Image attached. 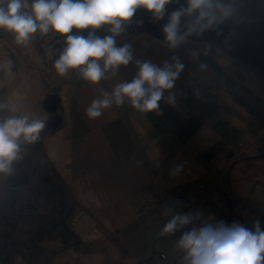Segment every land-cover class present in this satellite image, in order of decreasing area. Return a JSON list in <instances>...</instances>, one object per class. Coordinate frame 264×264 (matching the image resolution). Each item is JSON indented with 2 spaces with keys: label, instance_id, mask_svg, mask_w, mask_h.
Here are the masks:
<instances>
[{
  "label": "crops",
  "instance_id": "crops-1",
  "mask_svg": "<svg viewBox=\"0 0 264 264\" xmlns=\"http://www.w3.org/2000/svg\"><path fill=\"white\" fill-rule=\"evenodd\" d=\"M60 42L54 32H37L26 45H17L10 33L0 30V63L12 61L10 72L0 69V102L48 122L51 113L44 100L51 93L59 96L56 112L62 121L44 135V146L78 202L72 229L90 245L84 252L76 246L59 249L62 242L45 238L41 244L47 253L38 255L33 264H183L175 241L192 225L161 236L170 219L163 215L165 207L174 214H198L196 224L201 220L240 223L229 210L236 207L227 199L230 192H222L228 170L231 188L247 210L244 217L254 212L256 196L262 201L256 219L261 217L264 70L214 48L193 59L191 51L208 41L190 37L188 43L170 49L165 37L142 29L131 39L134 60L122 66L116 77L109 74L95 85L80 78L73 85L76 71L60 76L53 66ZM173 57L184 64L169 90L174 102H168L166 91L153 112L140 113L126 102L105 109L95 120L86 117L85 109L102 89L111 90L135 77L136 60L163 66ZM201 64L207 69L202 70ZM194 119L200 124L182 140L180 124ZM239 141L247 148L240 156ZM209 150L213 157L202 160ZM151 162L159 164L154 179L148 170ZM204 179L205 192L194 193L195 185ZM256 184L263 191L253 194V200L240 190ZM14 264L32 263L18 257Z\"/></svg>",
  "mask_w": 264,
  "mask_h": 264
},
{
  "label": "clouds",
  "instance_id": "clouds-1",
  "mask_svg": "<svg viewBox=\"0 0 264 264\" xmlns=\"http://www.w3.org/2000/svg\"><path fill=\"white\" fill-rule=\"evenodd\" d=\"M172 0H0V30L10 33L17 45H26L33 35L54 32L65 37V44L54 61L55 72L65 76L70 70L91 84H98L109 74L116 77L122 66L134 60L131 46H116V38L124 24L143 8L156 20L162 19L166 5ZM239 0H185V5L169 15L163 28L165 43L175 49L189 42L193 36L232 19L237 14ZM182 18H186L182 24ZM107 25L108 35L95 31ZM91 28L87 35L72 33L73 29ZM214 46L205 44L194 48L191 57L197 59L201 52L207 55ZM219 52V48H216ZM138 72L131 81L120 82L111 90L102 89L100 97L85 109L90 120L102 116L105 109L126 102L140 113L159 109V102L166 91L173 89L175 81L184 69L183 62L173 57V62L158 66L151 61H135ZM202 70L207 69L201 64ZM5 73L12 69V61L0 63ZM168 102L175 100L169 91ZM7 113V115H5ZM46 127V121L31 114H20L7 103L0 102V181H6L16 173V165L24 158L26 146L36 144ZM163 215L170 216L161 228L160 235H174L182 231L175 247L182 254L183 264H264V230L259 221L254 230L238 222L231 225L223 221L201 220L198 214L173 213L165 207Z\"/></svg>",
  "mask_w": 264,
  "mask_h": 264
},
{
  "label": "trees",
  "instance_id": "trees-1",
  "mask_svg": "<svg viewBox=\"0 0 264 264\" xmlns=\"http://www.w3.org/2000/svg\"><path fill=\"white\" fill-rule=\"evenodd\" d=\"M182 5H185V0H172L166 5L167 12L160 20L139 7L133 17L141 16L142 29L163 38V28L169 15ZM236 7L237 14L232 19L202 36L192 38L206 40L214 49L218 47L220 52L264 70V0H239ZM185 19L182 18V24ZM102 31L105 35L110 34ZM58 36L61 46L56 56L60 54L66 39ZM199 124V119H194L190 124L182 122L178 128L181 139L185 140ZM54 128L46 121L40 140L26 146L23 160L16 165V171L26 169L29 172L27 183L11 188L6 181H0V264H14L18 257L33 264L38 255L47 253L41 244L45 238L62 242L59 249L76 246L84 252L90 248L69 223L78 202L44 146V135ZM259 223L261 230H264V207Z\"/></svg>",
  "mask_w": 264,
  "mask_h": 264
},
{
  "label": "water",
  "instance_id": "water-1",
  "mask_svg": "<svg viewBox=\"0 0 264 264\" xmlns=\"http://www.w3.org/2000/svg\"><path fill=\"white\" fill-rule=\"evenodd\" d=\"M89 31H93V29L88 28V29H83V30H77L74 28L72 30V33H69V35H71L73 33H77V32H82L84 35H87V33ZM95 31L100 36L105 35L101 28L96 29ZM59 101H60L59 96L56 93L48 94L44 100V107L46 108V110L48 112L51 113L49 118H48V125L52 128L57 127L62 121L61 116L56 112L57 107L59 105ZM213 154H214L213 151L209 150V151H206L205 153H203L201 155V158L204 161H208L213 157ZM226 154H227V157H231L232 151H229ZM228 174H229V170L227 172V185L225 187H223L222 192L225 193V195L228 192H230V194L233 195L232 188H231V185H230V182L228 179ZM29 177H30L29 172L26 169H20V170L16 171V173L13 176L9 177L6 180V183L11 188H18L22 184L27 183L29 180ZM227 199L230 200L229 197H227Z\"/></svg>",
  "mask_w": 264,
  "mask_h": 264
},
{
  "label": "built area",
  "instance_id": "built-area-1",
  "mask_svg": "<svg viewBox=\"0 0 264 264\" xmlns=\"http://www.w3.org/2000/svg\"><path fill=\"white\" fill-rule=\"evenodd\" d=\"M142 25H143V18L140 17H132L129 21H127L124 24V28L123 31L121 32V34L119 36H117L116 38V46L117 47H121L124 44H128L131 46V39L134 35H136L137 33H139L142 30ZM109 27V26H108ZM80 80L79 75L77 74V72H75L74 76L71 79V83L73 85H76ZM229 91H231L233 89V85L229 84L228 88ZM239 145V151H238V156L240 155H244L245 151L247 150L246 145L243 141H239L238 143ZM148 170L150 175L153 177L156 175V172L159 170V164L158 162H151L148 165ZM206 186H207V179H204L202 181H200L197 185H195L193 191L196 194H200L202 195L205 190H206ZM146 197H150L149 194L146 195ZM146 203H144L145 205ZM76 214H73L70 218H69V223L71 224V226H73V224L76 221Z\"/></svg>",
  "mask_w": 264,
  "mask_h": 264
},
{
  "label": "rangeland",
  "instance_id": "rangeland-1",
  "mask_svg": "<svg viewBox=\"0 0 264 264\" xmlns=\"http://www.w3.org/2000/svg\"><path fill=\"white\" fill-rule=\"evenodd\" d=\"M101 28L103 30H105V26L104 25H102ZM228 179H229V182H230L229 174H228ZM262 183H264V182H262ZM230 184H231V182H230ZM240 190H242L246 196H248L249 198H251L253 200V194L256 195L257 192L263 191V188H262L261 185H257V184L255 186H253V185L252 186L243 185V186L240 187ZM232 192H233V195L230 196V200H231L232 204H236V207L232 206V209H229L230 212L232 211L231 213L236 217V219H240V224H242L246 228L252 229V227L255 224V222L260 220V217H259L258 220L256 219V214L258 213V211H257L258 208H256V207L262 201L260 199L257 200L258 197L256 196L255 201H252V204H257V206L255 205L254 212L252 214H249L248 217L247 216L244 217V212L247 211V210H246V208L243 205H241L240 199H237L238 197L235 196L236 192L234 193L233 190H232ZM260 198H261V196H260ZM249 217H252V218L249 220ZM253 230H254V228H253ZM180 263H182V262H180Z\"/></svg>",
  "mask_w": 264,
  "mask_h": 264
}]
</instances>
